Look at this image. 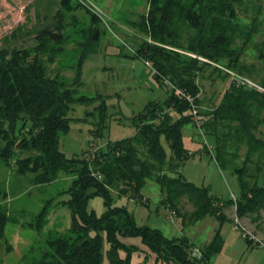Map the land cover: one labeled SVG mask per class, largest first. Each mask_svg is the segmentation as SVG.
Listing matches in <instances>:
<instances>
[{
	"label": "trees",
	"instance_id": "obj_1",
	"mask_svg": "<svg viewBox=\"0 0 264 264\" xmlns=\"http://www.w3.org/2000/svg\"><path fill=\"white\" fill-rule=\"evenodd\" d=\"M59 2L52 22L34 32L33 46L0 47V162L9 166L13 160L15 172L30 174L34 186L50 184L61 173L72 176L63 192L68 197L59 201L70 211V228L47 238L39 264H101L104 240L109 260L123 261L117 257L119 248H126L121 237H139L166 263L210 264L222 248L219 229L195 254V245L186 236L168 237L158 228L137 225L125 207L112 202L114 195L123 194L143 199L141 190L153 182L162 203L183 215L184 223L208 215L222 221L226 219L222 209L231 205L239 218L264 212V135H258L264 126V92L237 80L248 79L254 71L246 62L248 46L264 58L262 45L255 40L261 34L258 12L239 13L247 0H149L146 12L129 22L141 35L131 56L150 63L159 85L168 80L195 97L199 126L188 102L170 90L163 102H150L132 117V136L109 141L94 155L67 157L59 148L60 134L69 129L70 109L94 99L79 88L82 64L96 52L101 30L100 19L78 0ZM78 8L90 15L89 25L80 29L74 13ZM72 34L81 36L74 75L69 79L59 73L49 75V65ZM216 78L229 81L213 102L201 92L203 81L212 85ZM258 83L264 89V79ZM190 122L214 137L215 160L238 176L239 199L221 202L206 187L184 179L180 169L189 153L183 146L182 128ZM94 196L101 197L106 207L100 216L87 209ZM183 199L193 207L186 214L180 213ZM46 208L47 204L37 217L38 227ZM8 220L0 201V238Z\"/></svg>",
	"mask_w": 264,
	"mask_h": 264
},
{
	"label": "rangeland",
	"instance_id": "obj_2",
	"mask_svg": "<svg viewBox=\"0 0 264 264\" xmlns=\"http://www.w3.org/2000/svg\"><path fill=\"white\" fill-rule=\"evenodd\" d=\"M59 1L0 0V47L33 46L34 32L52 22V15L60 8ZM90 1L104 16L101 18L94 13L100 19V42L96 52L88 55L82 64L79 92L94 99L87 105L76 104L68 112L71 118L69 129L59 138L60 151L67 157L94 155L100 148L104 149L107 142L132 136L135 133L132 117L144 111L150 102H163L170 92L168 86L159 85L153 78L151 65L131 56V50L141 40V35L129 22L146 12L149 0ZM242 10L239 11L241 15L245 13L244 10L250 14L258 12L261 34L255 36V40L264 51V0H247ZM74 13L79 19L78 29L89 25L90 15L84 8H78ZM68 31H71V27ZM72 35L64 44V51L49 65V75L59 73L68 79L74 75L79 56L76 43L81 36ZM251 47H247L246 62L253 66L254 71L248 80L259 86L258 82L264 79V58L258 56L260 51L256 48L251 50L256 54L252 53ZM228 81L216 78L212 85L210 81H203L201 96L215 101ZM259 129L261 133L258 135H264V126ZM182 141L189 153L180 169L184 179L206 187L209 194L221 202L239 199L241 189L238 176L231 168L218 166L214 137L204 134L190 122L182 128ZM161 142L169 157L171 152L163 137ZM13 165V160L9 166L0 162V201L9 214L4 236L0 238V264H39L46 250L47 238L51 234L68 232L70 228V211L59 201L68 197L63 192L70 185L72 176L61 173L50 184L34 186L30 182L31 175L17 174ZM141 196L146 203L129 194L114 195L112 205L125 207L137 225L158 228L168 237L186 236L195 245V254L219 229L222 248L210 264H264L263 211L259 216L238 217L240 224L258 240L248 242L242 236L243 230L236 227L235 205L222 209L226 216L222 221L208 215L197 222L184 223L183 215H172L162 203L156 183H146ZM45 204L44 222L38 227L37 217ZM179 208L181 214L193 210L186 199L182 200ZM87 209L100 216L106 207L101 197L94 196L88 200ZM120 239L126 248H119L117 257L126 261V264H178L158 260L139 237ZM108 249L109 245L104 240L101 264H125L121 260L111 262L107 256Z\"/></svg>",
	"mask_w": 264,
	"mask_h": 264
},
{
	"label": "built area",
	"instance_id": "obj_3",
	"mask_svg": "<svg viewBox=\"0 0 264 264\" xmlns=\"http://www.w3.org/2000/svg\"><path fill=\"white\" fill-rule=\"evenodd\" d=\"M80 3H82L85 7H87L90 11H92L93 13H95L97 16L99 17H103L104 14L103 12L90 0H78ZM101 17V18H102ZM147 65H150L149 62H145ZM238 82L242 83V84H246L249 87H255L260 91L264 92V89L253 84L252 82H250L247 78H243V77H239ZM164 84L166 86H168L171 90V92L178 98H183L185 99L190 107V112H191V117L193 119V121L196 123L197 126H199V121L197 119V114H198V106L196 104L195 101V97L187 94L186 92H184V90H182L181 88L175 86L174 84H172L171 82H169L168 80H164ZM142 201H145V199L143 198ZM172 215H175L176 212L175 211H171ZM235 222H236V227L237 228H241L243 230V234L242 236L244 238H247L248 240H256L258 241L255 236L253 234H251L250 232H248L239 222L238 217L235 216Z\"/></svg>",
	"mask_w": 264,
	"mask_h": 264
},
{
	"label": "crops",
	"instance_id": "obj_4",
	"mask_svg": "<svg viewBox=\"0 0 264 264\" xmlns=\"http://www.w3.org/2000/svg\"><path fill=\"white\" fill-rule=\"evenodd\" d=\"M149 67H151V66H149ZM227 209V208H226Z\"/></svg>",
	"mask_w": 264,
	"mask_h": 264
}]
</instances>
